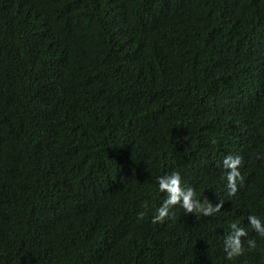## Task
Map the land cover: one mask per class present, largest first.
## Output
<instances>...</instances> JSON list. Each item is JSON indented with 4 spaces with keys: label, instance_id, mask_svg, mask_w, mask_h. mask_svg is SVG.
Listing matches in <instances>:
<instances>
[{
    "label": "trees",
    "instance_id": "obj_1",
    "mask_svg": "<svg viewBox=\"0 0 264 264\" xmlns=\"http://www.w3.org/2000/svg\"><path fill=\"white\" fill-rule=\"evenodd\" d=\"M252 216L264 0H0V264H264Z\"/></svg>",
    "mask_w": 264,
    "mask_h": 264
},
{
    "label": "clouds",
    "instance_id": "obj_2",
    "mask_svg": "<svg viewBox=\"0 0 264 264\" xmlns=\"http://www.w3.org/2000/svg\"><path fill=\"white\" fill-rule=\"evenodd\" d=\"M241 163V158L239 156H226L223 159V165L227 171L226 173V179H227V186L230 190V192H234L236 188V182L240 178L238 166ZM158 187L160 191H167L168 193V200L166 201L167 204H176L179 201V205L185 210L189 211L193 209L194 206V200H193V192L192 190H185L181 184V177L179 173H173L169 175L167 178H160ZM220 205L217 204L215 207L209 206L208 208H205V212H216L218 211ZM167 213L166 207H160L158 209V214L155 217V220H161L164 215ZM141 215H143L141 213ZM250 222L252 225L255 226L257 229L259 235L264 236V228L261 227V222L259 219H257L255 216L250 217ZM233 228L236 227V225L233 223L231 225ZM243 229H238L234 233L233 237L231 238V250L227 253L229 259H231L234 256H239L243 252L242 244L239 240V237L244 235ZM249 248H252L255 246L254 241L248 242Z\"/></svg>",
    "mask_w": 264,
    "mask_h": 264
}]
</instances>
